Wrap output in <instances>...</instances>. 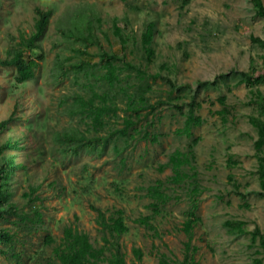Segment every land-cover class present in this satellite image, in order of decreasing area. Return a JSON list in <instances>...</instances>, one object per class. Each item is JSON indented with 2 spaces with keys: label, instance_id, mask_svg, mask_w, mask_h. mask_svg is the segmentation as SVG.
I'll use <instances>...</instances> for the list:
<instances>
[{
  "label": "rangeland",
  "instance_id": "374dc122",
  "mask_svg": "<svg viewBox=\"0 0 264 264\" xmlns=\"http://www.w3.org/2000/svg\"><path fill=\"white\" fill-rule=\"evenodd\" d=\"M37 7L50 10L51 17L36 53L42 59L34 77L16 85L14 69L0 66V124L7 122L0 145L9 139L18 142L19 150L7 152L19 167L12 177V201L26 217L19 228L12 226L13 248L0 253V264H58L52 247L66 226L102 246L99 210L107 217L116 210L124 213L128 232L119 243L125 264H158L161 256L177 263L187 240L183 224L194 204L200 219L192 234L194 264H252L250 235L234 234L224 225L239 221L246 231H264V198L255 193L256 134L248 122L252 106L248 90L232 80L231 73L248 72L251 62L255 75L264 72V50L250 41L251 36L264 41V13L254 10L252 0H0V61L19 50L14 43L20 35L33 31ZM77 12L90 16L93 33L107 51L120 50L112 20H121L120 28L127 26L124 31L136 42L134 50L129 40L127 59L149 75L159 73L155 81L147 80L150 103L160 104L134 126L139 133L129 131L134 139L116 134L102 151L80 148L64 154L71 143L67 146L56 136H92L72 112L73 98L108 90L98 77L99 66L89 77L68 72L71 65L99 61L97 46L86 48L70 38L69 21ZM151 23L154 56L145 67L140 41ZM221 75L227 77L224 84L212 86ZM131 78L127 87L139 83L134 73ZM168 79L180 88L172 90ZM220 95L227 98L226 121L216 114ZM124 102L117 97L116 114L106 120L100 137L123 126ZM191 102L201 105L195 114L203 123L192 128L189 137L178 132ZM189 146L193 158L188 155L187 178L172 183L169 157L175 151L186 153ZM229 156L237 165L228 162ZM229 175L241 194L228 182ZM157 184L164 199L154 202L148 188ZM31 189L34 194L25 199L23 194ZM46 236L53 244L44 243ZM133 249L142 253L139 262Z\"/></svg>",
  "mask_w": 264,
  "mask_h": 264
},
{
  "label": "trees",
  "instance_id": "16d2710c",
  "mask_svg": "<svg viewBox=\"0 0 264 264\" xmlns=\"http://www.w3.org/2000/svg\"><path fill=\"white\" fill-rule=\"evenodd\" d=\"M252 1L254 10L257 13H264L262 1ZM50 17V10L44 11L37 7L35 9L33 31L28 36L20 35L17 38V42L14 43L19 50L12 57H6L0 61V66L14 69L16 85H22L31 80L34 77L35 71L38 69V61L42 59V56L36 55V53L41 49L40 40L46 33L50 23ZM89 18L90 16H87L84 12L73 14L69 21V26L71 27L70 38H74L78 44L86 48L97 46V57L99 61L92 65L88 63L71 65L68 72H74L76 75L84 72L86 77H89L93 74L94 67L97 68L99 66L100 75L98 77L101 79L102 84L105 83L108 88L106 91L108 92L104 91L99 94L92 90L89 98L84 99L79 95L73 98L72 112L78 115L80 120L86 125L85 131H92V136L84 138L82 135L78 137L80 134L76 132L63 137L56 136L57 140L61 143H66L67 146L71 143V146L64 149V154H67L69 150L75 153L80 148H85L89 151H102L107 145V140L116 134L134 139L133 135H129V131L133 130L139 133L134 126L142 117L154 114L160 104L159 101L150 103L148 96L150 85L147 80L152 77L153 81H155L161 77L159 73L149 75L140 65H136L127 59L125 53L129 40H131L134 50L136 49L134 46V43L136 44L134 36L130 35L131 32L124 31L127 26L123 25V28H120L118 27V23L121 20H112V35L117 40L120 50L118 52L114 50L107 51L99 44V38L93 33L94 25ZM94 20L98 24L100 23L99 19ZM154 33V23H151L141 35L140 52L144 57L145 67L150 66L153 61ZM250 39L252 44L264 50V41L253 36ZM78 52L80 55H87L86 51ZM130 52L133 55L134 51L132 52L130 50ZM60 68L63 71L64 67L60 66ZM255 72L253 62H251L248 72H233L231 73V79L236 80L238 85H244L249 93L248 104L252 106L253 112L248 116V122L256 134V138L253 141V157L256 161L255 173L259 190L255 193L264 198V72L257 75H255ZM132 73H134L135 79L139 83L135 86L127 87L133 79L131 78ZM226 78L225 75H221L219 78L220 81H212L211 85L218 88V84H224ZM168 81L172 90H178L180 88L173 81L169 79ZM185 87L187 86H183L182 88ZM117 97H123L125 99L124 105L126 108L124 113L127 114L122 118L123 126L112 132H108L104 137H100V132L106 127V120L111 119L116 114L117 106L115 102ZM217 102L221 108L216 111V114L222 121H226V117L230 113L226 96L220 95L217 98ZM200 106L194 102L189 104L184 126L178 132L179 134H185L190 137L192 128L198 127L203 123L202 118L195 114ZM6 125V121L0 124V132L6 128ZM194 143H196L195 140ZM188 148L186 153L175 151L169 157L172 183L178 184L187 178L184 169L189 165V160L193 158L192 147L189 146ZM17 150H19L17 141L9 139L0 145V253L2 254H6V252L13 248L14 233L12 232L13 229H11L12 226L19 228L21 223H25L26 221L25 215L20 213L17 205L12 201V177L14 176L15 170L19 167L15 164L14 156L7 154V152ZM228 162L237 165L231 156H229ZM228 182L234 191L236 190L237 193L241 194L239 192V184L232 175L228 176ZM160 187L161 184H157L148 188V195L154 202L164 199ZM33 194V189H31L28 194L24 193L23 197L29 199ZM152 205L155 206V203H152ZM244 205L248 207L245 202ZM195 208L196 204L193 205V210ZM193 210L189 213L188 219L183 224V230L187 236V240L184 242L182 260L172 264H194L196 247L191 243L192 234L194 227L199 223L200 219ZM36 216H39V214L37 213ZM97 223L103 241L102 246H96L90 240L87 233L78 231L71 226L64 227L60 241L52 247V253L58 261V264H125L124 254L119 243L120 238L128 232V227L124 222L123 211L116 210L107 217L99 210L97 211ZM6 224H10L11 227L4 226ZM224 225L234 234H249V247L255 254L252 259V264H264V231L259 227H255L251 232L246 231L244 229V223L239 221H226ZM44 243L51 245L53 244V239L46 236ZM133 255L138 262L141 260L142 253L139 249H133ZM158 264L171 263L166 257L161 256Z\"/></svg>",
  "mask_w": 264,
  "mask_h": 264
}]
</instances>
